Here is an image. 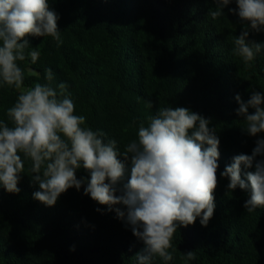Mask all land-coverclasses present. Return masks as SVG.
<instances>
[{"label":"trees","instance_id":"trees-1","mask_svg":"<svg viewBox=\"0 0 264 264\" xmlns=\"http://www.w3.org/2000/svg\"><path fill=\"white\" fill-rule=\"evenodd\" d=\"M49 5L59 16L63 43L28 37L41 54L35 65L21 67L38 71L41 83L44 69L51 68L53 85H68L76 114L106 133V140H117L120 151L156 108L180 106L211 118L220 139L218 172L235 155L251 154L256 138L242 132L235 95L247 100L253 90L264 92V51L249 67L233 55L232 40L242 25L227 8L212 21L207 15L215 8L212 0H49ZM250 38L264 42V33ZM36 79L28 76L25 86ZM16 95L0 88V119H7L5 109ZM27 168L19 194L0 186V264H135L143 244L114 211L84 195L83 187L45 206L33 199L38 186ZM81 176L88 173L81 169ZM227 183L220 178L207 227L198 218L177 230L168 264H184L187 251L196 253L188 264H264V208L248 213L243 207L248 194L239 188L227 192Z\"/></svg>","mask_w":264,"mask_h":264},{"label":"clouds","instance_id":"clouds-1","mask_svg":"<svg viewBox=\"0 0 264 264\" xmlns=\"http://www.w3.org/2000/svg\"><path fill=\"white\" fill-rule=\"evenodd\" d=\"M207 15L216 21L228 13L242 28L232 40L233 55L246 67L264 51V42L250 38L264 33V0H212ZM235 3L236 7H229ZM49 0H0V88L16 92L15 102L0 119V186L10 194L27 171L38 186L33 199L54 206L69 189L114 211L132 235L142 242L135 264H163L174 259L173 239L180 227L199 218L207 227L215 210L214 192L221 177L226 191L237 188L248 198V213L264 208V92L253 90L247 100L238 93L235 109L241 129L256 138L251 154H238L218 172L220 139L211 118L186 107H158L136 129V138L120 151L115 139L93 130L61 82L53 85L51 68L40 73L21 63L35 65L40 51L28 37H51L63 43ZM36 77L30 86L24 81ZM146 108H153L151 100ZM88 176L77 177L79 170ZM97 212L101 209L97 208ZM184 264L196 259L195 251L183 252Z\"/></svg>","mask_w":264,"mask_h":264}]
</instances>
